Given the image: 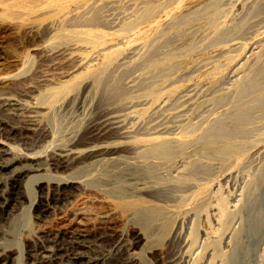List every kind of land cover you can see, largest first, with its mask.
<instances>
[{
    "label": "bare ground",
    "instance_id": "1",
    "mask_svg": "<svg viewBox=\"0 0 264 264\" xmlns=\"http://www.w3.org/2000/svg\"><path fill=\"white\" fill-rule=\"evenodd\" d=\"M29 1L32 0H0V4L7 12L14 13L18 8L28 6ZM140 2L49 0L42 7L41 15L58 12V18L47 27L49 45L74 42L90 45V49H93L89 53L90 57L80 59L85 71L70 79L61 76L63 79L59 78L58 83L47 84L40 89L34 98L39 108L35 107L26 116L23 115L24 110L31 108L30 104L17 99L11 89L16 91L24 88L23 74L33 65L32 52L38 50L40 45L28 46L24 53L15 58L20 67L0 75V109L5 111L4 114L23 115L33 128L39 122H46L51 139L43 146V150L60 146L59 152L52 159L49 158L51 162L48 164L47 159L37 153L18 155L16 147L0 140V173L12 171L18 173L17 179L24 178V185L20 187L14 184L10 190L0 188V214L5 203L15 200L13 197L19 198L17 196L20 195L21 187L22 193L33 202L32 186L44 176L35 172L57 169L58 166L71 167L74 170L68 177L54 175L57 187L74 182L71 180L74 179L107 192L115 201L114 207L129 213L130 220L140 226L147 246L160 243L175 226L179 216L192 211L184 255L189 258L187 264H213L215 260H218L217 264H229L230 255L222 248L221 242L224 238L235 241L238 235V228L234 227L236 219L249 201L246 193L252 191V185L259 184L264 170L247 177L249 182L238 196H234L233 204L224 194L221 184L217 185L215 178L202 176L213 173L211 171L217 164L220 172L235 171L240 175L248 168L255 169L257 164H253L264 155V113L256 114L258 120L248 118L252 114V107L256 105H248L249 96L253 95V99L264 98V81L259 82L264 78V0H147L143 2L144 5H140ZM253 18L252 22L255 23L247 27L249 30L245 28V31L248 30L245 37H242L244 30V34H241L240 29L242 36L238 35L244 40H239L236 27H231ZM105 24L110 25V28L118 24L119 28L106 31L97 27H106ZM10 27L18 33L29 34L37 31L40 24L28 20ZM119 33L126 34L122 41L105 45L107 37L113 38ZM3 47L0 41V69L4 60ZM86 79L91 80L93 91L101 89L103 92L96 91L99 96L103 94L102 109L99 120L94 119L90 126V134L100 136L102 143L78 150L65 143L67 137L64 140L63 131L66 123L60 107L69 93L79 88ZM119 86H122V90ZM254 87L258 89L257 92ZM121 92H127L128 95L120 97ZM70 103L73 105L72 101ZM243 118L247 120L242 122ZM238 121L240 124L248 121V125L235 126L234 123L239 124ZM12 151L14 156H10ZM17 164L20 166L16 167ZM262 167L258 168L264 169ZM123 169L144 177L148 185L161 182L164 186L149 192V186L136 183V190L144 192L146 196L137 192L129 194L127 182L122 179L113 181L114 186L109 188L105 177ZM64 189L59 187L57 191ZM64 195L58 192L54 194V199L62 202L66 199ZM254 201L252 203L257 205L261 200H257V203ZM41 205L42 208L47 207ZM23 211L24 217L16 218L11 223L10 232L14 235L26 228L29 236H33L35 227L29 220L28 209ZM211 211L216 217V227L211 225L203 229L205 239L200 242V221L209 217ZM241 229L240 233H243ZM260 232L258 235H261ZM81 238L73 236L66 239L74 242ZM256 244L258 248L263 245ZM49 246L30 249L34 260L26 264H51L49 260H58V253H64V250L56 245ZM23 256L22 250H19L14 262L5 264H21ZM61 257L71 259L69 254H61ZM140 257L145 264H150L144 253ZM74 259L77 262L79 257ZM171 263L178 264L176 261Z\"/></svg>",
    "mask_w": 264,
    "mask_h": 264
},
{
    "label": "rangeland",
    "instance_id": "2",
    "mask_svg": "<svg viewBox=\"0 0 264 264\" xmlns=\"http://www.w3.org/2000/svg\"><path fill=\"white\" fill-rule=\"evenodd\" d=\"M140 1L142 0H137V2ZM146 1L140 2V5H144L145 3L143 2ZM47 2H49V0H32L29 1L28 6L26 5L27 7L26 6L20 7L14 13L7 12L5 7H3L0 4V41L4 46L3 47L4 60H3V65L0 69V73H1L0 75L8 73L10 71L13 72L20 67V64L16 63L15 58L21 55L22 53H24V51L28 46L35 44L40 45L39 46L40 48L38 50L32 52V55L34 57L33 65H31L28 71L25 74H23V80H22L23 85L22 84L21 85L24 87L23 88L24 91L21 92V90L23 89L16 91L14 90V88L11 89L13 90V94L15 92L14 96L17 99L19 98V100L26 101L30 104L31 108L24 110L23 115L25 116L29 114L35 107L36 109L39 108L35 105L36 100L34 98H36V95L38 91H40V89H43L45 86H47V84L54 85L58 83V81L62 77H64V79H70L76 76L77 74L84 72L85 70L83 68V65L80 63V59L81 57H90L89 53L92 52L93 49V48L90 49L91 48L90 45H86V44L81 45L74 42H69L67 44L54 45V46H51L47 43L49 39L48 38L49 30L47 29V27L51 25L55 19L58 18V15H56L58 13L57 11H53L52 13L53 15L51 14L52 16L41 15L43 12L42 7ZM254 10L253 12H255ZM253 12H251V14ZM254 19L255 18L249 19L241 24L239 23L240 25L233 24L234 26H232L231 28L236 27L235 30L237 31V35L240 29H241L240 33L241 32L243 33L242 30H244V33L248 32L249 30L248 28L251 26V24L255 23L252 22ZM28 20L35 21L37 24H40V28L37 31L28 34L23 32L18 33L17 30L12 29L10 27L13 25L24 23ZM102 25H99L97 27L102 28L104 30L106 29V31L115 30L118 27V24H116L117 26L115 27L112 26V28H110L111 26L108 24H105L107 28L103 27ZM92 27H96V26H92ZM245 28H247L248 30L245 31ZM226 29L228 30L229 28ZM223 31L225 32V30ZM241 34L240 36H242ZM118 35L117 36L115 35L116 40H114L115 36L113 38L107 37L105 40L106 41L105 45L108 46L109 44H113L115 42H118L119 40L122 41L126 34L124 35L120 34L122 36L120 35L118 36ZM246 35L247 33H245L244 36L242 37H245ZM240 36L238 35L239 40H244ZM107 40H109L110 42ZM84 52H87L88 56L86 55V53L84 54ZM127 53L128 51H126V54ZM126 54H124V56ZM33 74L35 75V77ZM54 75L55 78L53 77ZM40 81L43 82L41 83ZM260 81H262L263 83L264 78L259 80V82ZM41 84L44 86H42ZM80 85L79 88H76L69 93V96L72 98L68 96L60 107V112L62 111L61 115L63 114L62 117L66 123V127L64 128L63 131V137L65 136L64 140L67 137L65 143L67 144V146L73 147L74 149H78V150L86 149L91 145H97L102 143V138L100 136L98 135L92 136L90 134L91 123L94 122V119L96 120L99 118L101 113L100 111L102 109L101 102H102L103 94H100V96H102L100 97L96 91L100 93L102 91L101 89H97L93 91V89L91 88V80L89 79H86ZM29 86L32 87L30 88ZM89 87L91 88V91ZM119 87L122 90V86ZM30 89L32 90V93ZM257 91L258 89L256 88L255 92ZM124 92L123 93L121 92L122 94L119 93L121 95L119 96L125 97L128 95L126 94L127 92L126 93ZM255 92H253V94H255ZM95 93L97 94V96ZM99 97L101 100L99 99ZM253 97H254L253 95L249 96L250 102L248 105L249 106L251 105L252 107V105L254 106V103H256L254 107L256 106L257 107L255 109H253L254 107H252V110L250 111L252 112V114L248 118H250V120L252 119L258 120V116H256V114L261 115L264 113V105H263L264 98L262 100V98L259 97L260 100L263 101L262 103L260 100H258L259 98L253 99ZM257 100L260 102H257ZM70 101H72L73 105H71ZM97 101H99L100 103ZM257 103L258 104L260 103V106H258ZM67 105L70 107L68 108ZM5 108L6 107H4V109ZM4 113L5 111L3 109L2 110L0 109V140L2 142L5 141L6 143H9L10 145L16 147L18 150V155L25 156L27 154L32 155L33 153H37L36 155L42 156V158H45V160L47 159L46 162L49 164L51 162L50 159H52L54 154L56 152H59L60 146L52 147V148L50 147L47 148L46 150H43V146L46 144L47 141L51 139L50 128L47 125V123L39 122L40 124L37 125V127L35 126L33 128L31 125H29L30 122H28L27 118L23 117V115L18 117L16 115L13 116L8 114L5 115ZM255 116L257 118H255ZM246 118H243L242 122L248 119ZM15 119L16 121H14ZM73 121L75 124L73 123ZM248 121L245 124H240L241 122L238 121L239 124L234 123V125L245 126L248 125ZM12 155L13 156L15 155L13 151L10 153V156ZM261 156L260 158H262L263 160L264 155L262 157ZM260 158L253 164V165L257 164L256 168L255 169L253 168L254 170L252 168H248L247 171L241 172L240 175L239 172H235V171L234 172L228 171L226 173L220 172V168H218L219 164H217L215 165V168L212 169L211 171V172L214 171L213 173L209 172V174H205L202 177L215 178L218 183L217 185L221 184L224 194L226 193L225 195L228 196L229 202L233 204L234 201L232 200L234 196H238L241 193V190L243 189L244 186L247 185V183L249 182V178L252 176V174L255 173L256 171L262 173V171L264 170L258 168L260 166L261 167L263 166L262 168H264V163H263L264 161L262 162ZM19 166L20 165L18 164L16 165V167ZM257 168L259 170H257ZM250 169H252V171H250ZM73 170L74 169L71 167L58 166L57 169H50L48 171L42 169L41 171H37L34 174H40V175L44 174V176H42L36 182H34L32 186L34 192L33 202H30V199H28V197H26V195L22 193L23 188L21 187L20 188L21 190L19 192L20 195L17 196L19 197L17 198L18 200L16 199V197H13L15 198V200H10L7 204L5 203L2 213L0 214V264L14 262L15 258L17 257V251L19 250H22L24 255L20 263L22 262L21 264H26L27 262L34 260V256H32L33 251H30V249L33 250L35 248H40L41 246L47 248L49 245L51 247L56 245L58 248L64 250V253H60V252L58 253L60 255V258L58 260L57 259H53L51 261L49 260L51 264H55V263L80 264L82 262H87V263L90 262V264H145L141 260L140 257L141 253H144L145 257L150 262V264H173L171 263L172 261H176L178 262V264L188 263L189 258L184 255H186L185 252L187 250L188 232L191 226V219L193 215L192 211L180 215L175 226L170 230L167 236L160 243L152 246H147L146 237L144 236V233L142 232L140 226L130 220L129 213H123L118 207L116 208L114 207L115 201L113 197L109 195L107 192L101 190L98 187L90 186L80 182L79 180H74V179H71L74 182H70V183L67 182V184H62L57 187L56 184L57 180L54 179V175L57 174L64 177H68ZM248 171H250L251 174ZM125 172L127 173V175ZM17 174L18 173H14L12 171L0 173V188L2 187L1 188L2 190H10L12 188V185L14 184L17 185L18 187L24 185V178L20 177L21 180L20 178L17 179ZM248 176L249 178H247ZM262 176L259 184L252 185V189H251L252 191L249 190L248 192L250 194L246 193V199L249 201H247L248 203V204L246 203L247 205L245 204L246 205L245 208L247 209L251 207L252 209L249 208V210H246L245 208H243L244 211L242 210L240 215L237 217L236 219L237 222L235 223L234 227L238 228V229L236 228L237 229L236 232H238L237 233L238 235L236 234L237 236L236 238H234L235 241L233 239L224 238L221 242L222 248L230 255L229 264H264V252H263L264 247L262 248V246L264 245V229H263L264 228V220H263L264 219V214H263L264 213V188H263L264 175ZM130 178L132 180H128ZM117 179H122L125 182H127V192L131 195L134 194V192L135 193L137 192V194H142L146 196L144 192H140L136 190L138 183H144L145 185L149 186L148 191L151 190L149 192H152L157 189H161L164 186V183L161 182L153 183V184L151 183L148 185L145 183L147 179H145L142 176H136V174L131 173L129 170L127 171V169H123L115 173L112 172L110 175L105 177V181L107 185H109L108 186L109 188H112L114 186V182ZM59 187L61 189L63 188L65 189L61 191H57V188ZM58 192L65 194L64 197L66 199L64 201L60 202L54 199V194ZM252 198L254 200L258 198L257 200H261V201L260 202H258L257 200L254 201ZM253 201L256 203L258 202L260 204L255 205L254 203H252ZM249 202L251 206L249 205ZM261 202L263 206L261 205ZM41 203L47 205V207L42 208ZM253 207L254 208L256 207L258 209L255 208L256 209L255 210L253 209ZM25 209H28V215L30 217L29 220L35 227V233L33 234V236H29L26 228H22L19 230V232L13 235L10 232L11 223L14 220H16V218L18 219L20 217L21 218L24 217L23 210ZM215 218L216 217L211 211L209 217H207L206 219L203 218L200 221L201 222L200 230H199L200 242L205 239L203 229L209 226L211 227V225L212 227L213 226L216 227ZM245 219L247 222L246 224H245ZM248 222L250 224L249 227L247 228L246 226H248ZM237 224L240 226H238ZM251 225L253 227H251ZM240 229L241 232L243 233H240ZM262 230L263 232L261 233L260 231ZM252 232L253 235H251ZM259 232L261 235H258ZM73 236H79L82 238L81 240L74 242L68 240ZM239 240L242 241V243H240ZM251 240H253L252 243H250ZM256 240H258L259 242ZM236 242L237 243L239 242L241 244V247L239 246L240 244L238 243L239 245H237ZM251 244L253 245L251 246ZM255 244L256 245L263 244V245L262 246L260 245V247L258 248L257 246H255ZM20 245H22V247ZM34 245L36 246L32 248V246ZM176 245L177 247L175 248ZM233 246L234 249H232L233 250L232 251L231 248H233ZM235 248L237 249L235 250ZM238 248L240 249L241 252L238 250ZM235 252H237L238 255L237 253L234 255ZM61 254H69L71 259L66 260L61 257ZM182 256H183V260L180 261ZM75 257H79V260L77 262L74 259ZM168 257L171 258L169 259ZM205 259L206 256L203 259V263ZM217 263L218 260H215L213 264H217Z\"/></svg>",
    "mask_w": 264,
    "mask_h": 264
}]
</instances>
